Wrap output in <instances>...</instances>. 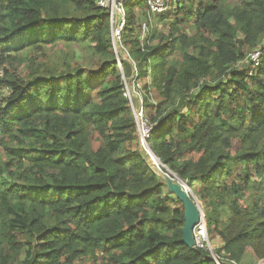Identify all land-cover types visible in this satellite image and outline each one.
<instances>
[{"label": "trees", "instance_id": "1", "mask_svg": "<svg viewBox=\"0 0 264 264\" xmlns=\"http://www.w3.org/2000/svg\"><path fill=\"white\" fill-rule=\"evenodd\" d=\"M99 1L0 0V264H217L182 242L184 207L137 146L129 64ZM150 1L124 3L118 41L130 78L150 79L148 145L195 191L218 260H262L264 0Z\"/></svg>", "mask_w": 264, "mask_h": 264}, {"label": "rangeland", "instance_id": "2", "mask_svg": "<svg viewBox=\"0 0 264 264\" xmlns=\"http://www.w3.org/2000/svg\"><path fill=\"white\" fill-rule=\"evenodd\" d=\"M126 1L127 0H108L106 2V4H107L106 8L110 10L111 16L113 17L112 39L114 37V44H115V47H116V53H117V55H119L120 59L122 58L123 61H126V63L129 64V66L128 65L126 66V67H128L127 70L130 71L128 73V76H127L128 80L126 79L127 80L126 82H127L129 93L132 95V98L134 100L135 106L138 108V107H141V103L143 102L142 101V97H141V95H142L141 93H143V91H144L143 90L144 86L146 84H149L150 79L149 78H145V79H140L139 78V79L133 80V79L130 78L134 73H136V69L132 66V65H134V63H131L130 58L128 56V53H126L124 51V49H122L120 47L119 42L115 38L116 32L122 29V27L124 25V22H125V19H124L125 10L123 8V5H124V3ZM164 1H165V5H169V7L167 9H165V10H164V8H162V11L170 12L172 10V8L174 7V4L176 3V1H173V2H171V0H164ZM239 3H240L239 0H230V5L231 6L238 5ZM137 16H139V15L137 14ZM178 19L181 21V17L180 16H179ZM138 25H141L142 29H141L140 32L138 31V33L136 34V37H138L139 39L143 40L145 38V35L147 34V31H148L147 30V21L144 18L139 17L138 18ZM182 27L187 29V32H188V34H190V37H191L192 36V31H191L190 28H188L189 26L183 25ZM155 28H156V25H155ZM159 28H161V27L159 26ZM70 55H72V54H70ZM55 57H59V56L57 55ZM56 59L57 58H53L52 63H54L56 61ZM76 59L79 61L81 66L90 67L91 69H98V65L101 64L99 59H95V60H93V59H85L81 54H77L76 55ZM178 59L180 60V55L178 56ZM245 61H246V59H245ZM245 61H243L241 63V66L249 68V63H247ZM26 63H27V61H25L23 63L24 65L19 69L20 75L21 76H25V77L28 76L29 72H31V70H33L35 68V66L29 67V66H31V64L30 63L26 64ZM120 70H122V72H124V74H125V71H124V68L122 66V63H121V69ZM86 80H88V76H86ZM150 97H151V99L153 101H156L157 99H159V95H158V92H157L156 88H155V90L152 91ZM136 107L134 108V110L137 109ZM139 132H138L139 139H137V146H138L139 150L143 153L145 158L148 159L147 158V156H148L147 155V151H148V149L150 147L148 145V141L151 138L148 139V140H143L141 138V134L139 135ZM148 163H149V161H148ZM150 165H151L152 169L154 170L155 167L152 164H150ZM161 168H162V166H161ZM155 171L157 173H159V174L163 173L162 170H159L157 168L155 169ZM193 194H194V196H196L195 191L193 192ZM205 217L206 216H205V213H204L203 221L206 223V218ZM206 226H207V224H206ZM209 241H210V243H208V250L210 252H212L211 249H210V245L213 248V252L216 249L222 247V245H223L222 241L219 238H214L212 240L209 239ZM214 254H215V252H214ZM259 261L260 260L256 259L255 256L253 255L252 251L249 249L247 251V253H246V255H245V257H244V259H243L241 264H258Z\"/></svg>", "mask_w": 264, "mask_h": 264}, {"label": "built area", "instance_id": "3", "mask_svg": "<svg viewBox=\"0 0 264 264\" xmlns=\"http://www.w3.org/2000/svg\"><path fill=\"white\" fill-rule=\"evenodd\" d=\"M107 1L108 0H100L99 5L106 8ZM173 1H176V0H171V2ZM149 6L153 13H163L164 11H162V8H164L165 10L169 7V5H165L164 0H152L149 2ZM123 28H124V25L122 29ZM122 29L117 31L115 34V38L117 39V41H121ZM113 40H114V37H113ZM262 60H263V53L260 49L254 50L248 55L245 62L249 63V67H250L249 75L250 76H252L255 70L261 66ZM3 77H4V70L0 68V80ZM125 84H126V91L124 95L130 100L131 106L133 108L134 117L137 123V129H138V132L140 131L139 135L141 134V138L143 140H148L152 137L154 126L148 120L146 110L143 107V102L141 103V107L137 108L133 103L132 95L129 93L127 82H125ZM135 107L137 108L136 110H134ZM148 150L151 151L150 147ZM194 237L197 243L196 248L208 249V243H210V241H209L207 226L204 221L195 229ZM218 264H228V263L227 262L221 263V261H218ZM229 264H238V263L234 261H230ZM258 264H264V259L260 260Z\"/></svg>", "mask_w": 264, "mask_h": 264}, {"label": "water", "instance_id": "4", "mask_svg": "<svg viewBox=\"0 0 264 264\" xmlns=\"http://www.w3.org/2000/svg\"><path fill=\"white\" fill-rule=\"evenodd\" d=\"M114 49L116 52V47L113 40ZM122 71V70H121ZM123 73V72H122ZM124 79V77H122ZM151 149V148H150ZM151 152L155 155V153L151 150ZM158 161L161 160L156 156ZM162 163L161 166H154L155 169L164 170L163 173L159 174L153 170L160 178H162L166 184V187L170 193H172L178 201H180L184 207L185 215L184 221L185 225L182 229V242L189 247L190 249H196L197 243L194 237L195 229L203 222L204 211L201 207L200 202L197 197L194 196L191 188L187 184L186 181L182 180L178 175L173 173L167 166ZM151 166V165H150ZM210 249L212 252L211 255L213 260L218 264V258L213 252V248L210 245Z\"/></svg>", "mask_w": 264, "mask_h": 264}, {"label": "bare ground", "instance_id": "5", "mask_svg": "<svg viewBox=\"0 0 264 264\" xmlns=\"http://www.w3.org/2000/svg\"><path fill=\"white\" fill-rule=\"evenodd\" d=\"M147 161H149L150 164H152L153 166H162V163L160 161H158V159L156 158V155H154L151 151H147ZM188 184V183H187Z\"/></svg>", "mask_w": 264, "mask_h": 264}]
</instances>
